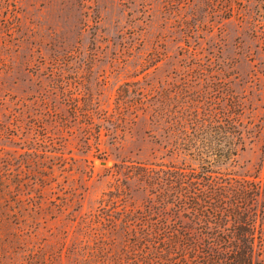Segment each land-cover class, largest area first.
Listing matches in <instances>:
<instances>
[{
  "label": "rangeland",
  "instance_id": "obj_1",
  "mask_svg": "<svg viewBox=\"0 0 264 264\" xmlns=\"http://www.w3.org/2000/svg\"><path fill=\"white\" fill-rule=\"evenodd\" d=\"M219 80L241 97L249 139L215 169L260 187L264 264V0H0V156L39 205L36 230L0 232V264L29 249L78 264L98 234L122 242L99 216L149 202L130 173L198 167L165 147L154 108L177 89L219 107Z\"/></svg>",
  "mask_w": 264,
  "mask_h": 264
},
{
  "label": "trees",
  "instance_id": "obj_2",
  "mask_svg": "<svg viewBox=\"0 0 264 264\" xmlns=\"http://www.w3.org/2000/svg\"><path fill=\"white\" fill-rule=\"evenodd\" d=\"M192 76L190 81L196 78ZM219 85V107L206 105L200 92L184 95L177 89L169 97L174 99L171 105L154 108L152 116L163 123L165 147L197 161L198 167L183 163L166 170L139 166L130 171L149 192V202L136 209L124 206L121 217L99 216L108 230L121 226L124 239L117 242L108 233L98 234L81 250L78 264H253L262 228L260 187L215 169L233 161L247 146L245 105L227 82L219 80ZM22 173L0 156V232L15 220L17 236L26 231L25 225L27 232L37 229L27 217L39 208L36 197L26 191L34 186ZM48 262L41 251L29 249L24 264Z\"/></svg>",
  "mask_w": 264,
  "mask_h": 264
}]
</instances>
